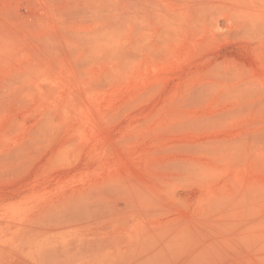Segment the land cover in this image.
Segmentation results:
<instances>
[{"label":"rangeland","instance_id":"374dc122","mask_svg":"<svg viewBox=\"0 0 264 264\" xmlns=\"http://www.w3.org/2000/svg\"><path fill=\"white\" fill-rule=\"evenodd\" d=\"M0 264H264V0H0Z\"/></svg>","mask_w":264,"mask_h":264}]
</instances>
